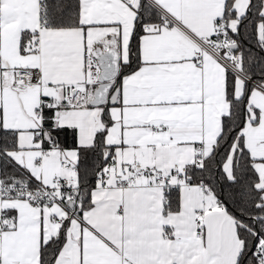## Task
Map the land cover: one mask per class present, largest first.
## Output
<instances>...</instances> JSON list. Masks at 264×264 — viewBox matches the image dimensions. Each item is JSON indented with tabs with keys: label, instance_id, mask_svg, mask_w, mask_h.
Segmentation results:
<instances>
[{
	"label": "snow or ice",
	"instance_id": "1",
	"mask_svg": "<svg viewBox=\"0 0 264 264\" xmlns=\"http://www.w3.org/2000/svg\"><path fill=\"white\" fill-rule=\"evenodd\" d=\"M0 264H264V0H0Z\"/></svg>",
	"mask_w": 264,
	"mask_h": 264
}]
</instances>
